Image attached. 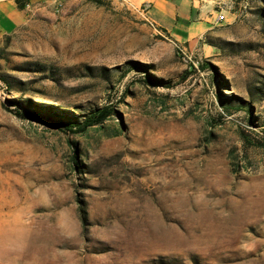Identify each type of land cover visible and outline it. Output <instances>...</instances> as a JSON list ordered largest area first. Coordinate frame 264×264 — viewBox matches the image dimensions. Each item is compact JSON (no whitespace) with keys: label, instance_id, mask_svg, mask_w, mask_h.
I'll return each mask as SVG.
<instances>
[{"label":"rangeland","instance_id":"obj_1","mask_svg":"<svg viewBox=\"0 0 264 264\" xmlns=\"http://www.w3.org/2000/svg\"><path fill=\"white\" fill-rule=\"evenodd\" d=\"M20 1L0 264H264V0H191L210 27L189 39L181 0ZM103 106L83 133L40 118Z\"/></svg>","mask_w":264,"mask_h":264},{"label":"crops","instance_id":"obj_2","mask_svg":"<svg viewBox=\"0 0 264 264\" xmlns=\"http://www.w3.org/2000/svg\"><path fill=\"white\" fill-rule=\"evenodd\" d=\"M178 10L174 9V21L172 25L178 22L181 25L185 24L186 34H177L189 39L193 34L202 33L210 27L208 21H203L202 14L198 5H194L191 0H181ZM166 0H158L156 6L162 8ZM194 8L196 13L195 18H191V12ZM25 17V9L18 6L15 0H0V36L12 33L18 26L22 18ZM168 27V26H167ZM192 34V35H190Z\"/></svg>","mask_w":264,"mask_h":264},{"label":"trees","instance_id":"obj_3","mask_svg":"<svg viewBox=\"0 0 264 264\" xmlns=\"http://www.w3.org/2000/svg\"><path fill=\"white\" fill-rule=\"evenodd\" d=\"M19 7L23 8L24 3L20 0H15ZM112 112L111 108L108 106H103L98 108L95 111H92L90 114L84 117L83 120H60L57 117H51L49 115H42L40 118L43 122L51 126H59L60 128H65L71 132L83 133L90 126L97 125L103 122L107 118L108 115Z\"/></svg>","mask_w":264,"mask_h":264},{"label":"built area","instance_id":"obj_4","mask_svg":"<svg viewBox=\"0 0 264 264\" xmlns=\"http://www.w3.org/2000/svg\"><path fill=\"white\" fill-rule=\"evenodd\" d=\"M217 19H218V21H220L221 19H224V16L223 15H219L218 17H217ZM183 52V51H182Z\"/></svg>","mask_w":264,"mask_h":264}]
</instances>
